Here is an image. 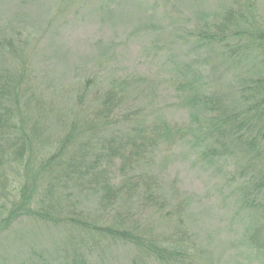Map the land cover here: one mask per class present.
Listing matches in <instances>:
<instances>
[{
  "label": "rangeland",
  "instance_id": "obj_1",
  "mask_svg": "<svg viewBox=\"0 0 264 264\" xmlns=\"http://www.w3.org/2000/svg\"><path fill=\"white\" fill-rule=\"evenodd\" d=\"M253 1L255 29L261 30L264 0ZM225 7L232 8L229 0H0V84L20 86L28 113L73 107L89 81L87 97L117 112L112 130L141 126L153 136L165 123L173 135L151 149L142 167L127 171L141 186L147 177L151 201L141 191L111 205L101 188L97 197L72 192L49 224L24 219L0 235V264H172L109 237L72 236L73 218L122 222L143 236L159 233L181 252L176 264H264L244 238L256 216L254 208L242 209L236 187V168L245 162L211 161L194 143L208 121L189 102L202 94L198 90L232 103L264 76V53L252 43L243 41L249 49L241 45L232 54L230 42L202 41ZM123 166L116 164L113 173Z\"/></svg>",
  "mask_w": 264,
  "mask_h": 264
},
{
  "label": "trees",
  "instance_id": "obj_2",
  "mask_svg": "<svg viewBox=\"0 0 264 264\" xmlns=\"http://www.w3.org/2000/svg\"><path fill=\"white\" fill-rule=\"evenodd\" d=\"M229 2L232 8H224L225 14L215 27L208 29L207 25L200 35L202 41L225 46L230 42L233 45L227 50L232 54L239 53L244 46L249 49L242 43L248 41L264 53V28L255 29L254 1ZM243 10L251 12L249 17ZM89 83L75 97L73 107L64 110L54 107L56 113L50 106L42 114L24 109L20 102L25 98L17 83L0 84V235L24 219L49 224L55 210L65 208L60 205L62 198L66 196L70 201L72 192L97 197L102 191L110 199L109 205L121 195L131 198L133 192L140 191L145 193V200H152L147 177H141V186L134 176L127 177V171L142 167V161L148 159L159 141L168 143L173 137L171 130L165 123L153 129V136L141 126L132 131L125 125H115L112 130L117 112L112 105H96L87 97ZM244 88L232 103L221 94H210L208 88L197 89L202 94L189 102L208 114L201 142L194 137L204 156L219 163L230 159L245 162L238 163L236 168V178L240 180L236 187L242 209L254 208L256 216H251L253 225L244 238L248 248L264 259V76ZM107 96V102L113 103L112 96L108 93ZM119 163L124 166L116 175L113 170ZM233 177L231 181L236 182ZM58 214L68 218L61 212ZM71 220L72 236L78 232L85 240L109 237L144 251L156 262L176 264L174 259L181 255L177 245L169 244L166 237L150 230L143 236L122 222L101 225L83 218Z\"/></svg>",
  "mask_w": 264,
  "mask_h": 264
}]
</instances>
